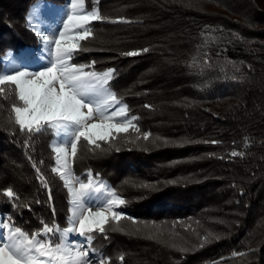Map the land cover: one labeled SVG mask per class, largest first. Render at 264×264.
<instances>
[{"label": "trees", "instance_id": "obj_1", "mask_svg": "<svg viewBox=\"0 0 264 264\" xmlns=\"http://www.w3.org/2000/svg\"><path fill=\"white\" fill-rule=\"evenodd\" d=\"M35 1L0 0V68L8 52L36 50L28 20ZM85 7L103 19L76 41L72 62L115 70L110 87L136 118L99 148L81 140L72 157L74 175L87 181L91 170L124 200L122 218L105 225L107 239L95 233L93 247L108 264H264V0H85ZM13 100H0V211L29 232L41 220L65 228L69 193L52 172L51 132L26 149ZM7 187L17 201L2 194ZM166 229L173 239L161 244Z\"/></svg>", "mask_w": 264, "mask_h": 264}, {"label": "snow or ice", "instance_id": "obj_2", "mask_svg": "<svg viewBox=\"0 0 264 264\" xmlns=\"http://www.w3.org/2000/svg\"><path fill=\"white\" fill-rule=\"evenodd\" d=\"M68 7L58 33L46 35L39 27L33 28L47 50L46 65L33 70L12 62V71L0 72V100L14 97L10 114L19 131L27 136L24 147L31 148L35 136L51 132L55 146L50 145V151L56 155L58 164L61 156L65 158L59 167L53 166L52 172L60 175L71 194L68 227L60 228L41 220V227L29 232L14 222L0 220V229L4 230L0 233V264H108L111 258L93 247L94 234L99 233L107 239L105 225L120 221L123 215L115 211L114 206L123 204L124 200L114 198V191L103 181L96 180L94 184L91 170L85 173L87 182L77 177L75 182L69 183L65 179L69 173L61 172L62 168L67 169L68 148L73 158L81 140L99 148L98 141L129 132L136 119L129 116L127 105L110 87L115 70L108 69L103 73L85 71L89 66L72 62L79 45H62L66 38L63 29H67L71 21L75 30L68 38L83 40L91 35L89 25L103 17L98 9L89 11L85 0H70ZM28 20L31 24L33 17L30 15ZM137 54L135 51L126 53L128 56ZM0 108H3L2 104ZM135 130L139 131V128ZM143 135L146 140L149 134ZM230 155L234 157L239 153L233 151ZM28 158L32 159L30 155ZM39 164L33 161V168L37 180L48 190L51 201V190ZM2 194L13 202L19 199L12 187L4 189ZM52 212L55 215L54 208ZM70 236H78L81 240L69 243ZM120 259L123 261L124 257Z\"/></svg>", "mask_w": 264, "mask_h": 264}, {"label": "rangeland", "instance_id": "obj_3", "mask_svg": "<svg viewBox=\"0 0 264 264\" xmlns=\"http://www.w3.org/2000/svg\"><path fill=\"white\" fill-rule=\"evenodd\" d=\"M69 3H70V0H68L64 4H55V3H52V2L47 1V0H36L33 4H31L29 11H28V16L31 15L33 17L32 23L30 25L33 28H34V26L39 27L40 31L45 33L46 35H53L55 33H58L62 29L61 21L66 19V13L69 11V7H68ZM77 11H79V8H77ZM63 30L66 33V38L64 40H62V45L67 46V45H71V44H76V41L78 40V38H71V39L68 38V37L72 36V34L75 30L73 23L71 21H69L68 22V28L63 29ZM38 39H39V42H38V46H37L35 51L31 50L28 47V48H22V49L18 50V52H15V51L8 52V54L3 59V64L0 68V72L12 71V68L10 67L12 62H15L16 64H19L21 66H26V67L33 69V70L38 69L43 65H46L48 63V53H47V50L45 49L44 44L41 42V39L39 36H38ZM108 69H111V68H103L101 70H93V69H86L85 68V71H94L96 73H103V72L107 71ZM132 124H133V122H132ZM51 135H52V133H51ZM54 139L55 138L52 135V140H51L50 144L53 147L55 146L53 144ZM67 152H68L67 169L62 168L61 172L67 171L69 173V176L66 177L65 179L69 180V183H72V182H75L77 176L74 175V173L71 169L70 163L72 160V156H71L70 148L67 149ZM64 159L65 158L63 156H61L59 159V164H58L57 158H55V162H56L55 166L59 167L60 164H63ZM96 180H99V179H94L93 180L94 184H95ZM101 181H103V180H101ZM63 182L65 183L64 180H63ZM85 182H87V181H85ZM103 182L107 186L110 187V185H108L105 181H103ZM75 187L79 188V184L75 183ZM68 193H69L68 194V204L70 206L71 194L69 191H68ZM114 193H115L114 198H121L115 191H114ZM114 210L118 211L120 213H123L119 206H114ZM5 217H6V214L4 212L0 211V220H3L4 222L8 223V221L5 219ZM66 227H68V223H67ZM3 232H4V230L0 229V233H3ZM144 238L145 239L147 238V240H149V241H153V239H155L154 236L152 235L151 231H148V235H146ZM172 239H173L172 232L169 235L167 232V229L163 230L162 235H160L158 237V240L161 242V244H168V243H170V241ZM72 240H81V238L78 236H70L69 237V243ZM99 252L102 253L100 250H99Z\"/></svg>", "mask_w": 264, "mask_h": 264}]
</instances>
